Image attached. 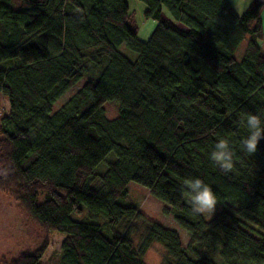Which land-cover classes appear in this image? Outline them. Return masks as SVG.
Instances as JSON below:
<instances>
[{
  "label": "trees",
  "instance_id": "16d2710c",
  "mask_svg": "<svg viewBox=\"0 0 264 264\" xmlns=\"http://www.w3.org/2000/svg\"><path fill=\"white\" fill-rule=\"evenodd\" d=\"M13 1L0 0V95L8 102L0 116V193L43 240L1 264H144L153 244L165 250L163 264H264V140L251 156L239 144L247 134L242 119H264L261 3L237 15L227 0H137L143 19L155 22L143 42L127 0ZM110 101L119 106L113 120L103 110ZM220 138L236 152L231 173L209 159ZM110 153L115 160L96 173ZM193 178L217 196L221 210L210 220L191 212L184 182ZM129 183L170 207L189 235L186 246L151 222L135 249L129 224L138 208L117 204ZM51 233L63 240L43 263Z\"/></svg>",
  "mask_w": 264,
  "mask_h": 264
},
{
  "label": "rangeland",
  "instance_id": "374dc122",
  "mask_svg": "<svg viewBox=\"0 0 264 264\" xmlns=\"http://www.w3.org/2000/svg\"><path fill=\"white\" fill-rule=\"evenodd\" d=\"M130 1L132 3L129 4V12L132 14L133 20L136 25L140 27L141 24L145 21L143 19V11L145 7L141 2L137 0ZM229 1L232 2L234 6H237V4L244 6V9H242L239 13V15H241L253 0ZM256 1H259L262 5L260 9L261 38L259 39L258 44L261 49H264V0ZM14 3L15 0L13 1V4ZM166 15L170 19V16L167 13ZM253 24V22L250 24V28L253 27ZM179 28L183 29L181 25H179ZM139 36L142 39L145 35L144 33H140ZM248 40L249 38L246 37L238 46L235 53V59L237 62H240L243 58ZM119 52L122 55L133 59V54L128 51L124 45L119 48ZM85 81L86 77H83L74 85L71 90H69L62 97H60L54 103L52 107V113L62 108L67 103V101L74 95V93L77 92L83 86ZM103 110L105 118L107 120H113L118 115L119 106L116 102H105L103 105ZM7 113L8 102L3 96L0 95V116L6 115ZM114 160V154H108L104 161L96 167L95 172L98 174H103L107 169V164L113 162ZM97 184V179L94 178L92 181V185ZM126 191V196L122 199H118L117 204L122 207L133 206L138 208L139 214L129 224L130 238L135 249L138 248L139 243L146 231V228L151 222L160 224L161 226L174 231L180 238V241L183 246H186L188 244L189 235L183 228L178 226L174 222L172 216L169 215V206L150 197L148 195V192L144 188L134 183H129L126 187ZM44 200L45 195L39 193L37 195L36 202L38 204H41ZM83 210V216L87 217L86 210ZM220 210V208L216 207L214 215L220 212ZM204 217L206 218V220H210L206 216ZM71 219L80 222L84 221L81 215H72ZM85 220L89 221L88 219ZM42 240V234L39 232L33 222L21 210V208L18 206V203L5 196L4 194L0 193V264L3 261L9 262L10 260L15 259L21 253L32 252L36 250L41 245ZM62 240L63 237L56 233H51L49 235V246L46 249L45 254L42 258L43 263L47 262L49 259L57 255ZM165 256L166 254L163 247L159 244H153L144 255L143 262L144 264H163Z\"/></svg>",
  "mask_w": 264,
  "mask_h": 264
},
{
  "label": "clouds",
  "instance_id": "9594fccd",
  "mask_svg": "<svg viewBox=\"0 0 264 264\" xmlns=\"http://www.w3.org/2000/svg\"><path fill=\"white\" fill-rule=\"evenodd\" d=\"M241 124L247 134L239 141L240 148L251 156L256 153L259 142L264 140V119L258 114H247ZM235 157L236 152L227 138L218 139L209 154L210 161L225 174L233 171ZM184 184L192 214L211 219L218 204L213 189L199 178L185 180Z\"/></svg>",
  "mask_w": 264,
  "mask_h": 264
},
{
  "label": "crops",
  "instance_id": "0c3cea01",
  "mask_svg": "<svg viewBox=\"0 0 264 264\" xmlns=\"http://www.w3.org/2000/svg\"><path fill=\"white\" fill-rule=\"evenodd\" d=\"M229 2V4L231 5L232 9L234 10V12L239 15V13L241 12L242 9H244V6L242 5H238L237 6H234V4H232V2H230L229 0H227ZM132 3L130 0H127V4H128V8H129V4ZM236 7V8H235ZM238 7V8H237ZM242 7V8H241ZM162 17L164 19H168L167 15H166V12L162 13ZM155 26V22L153 21H144L140 27H138V30H137V37L140 41H146V39L149 37V35L151 34L153 28ZM140 33H144L145 36H143V38L141 39L140 38Z\"/></svg>",
  "mask_w": 264,
  "mask_h": 264
}]
</instances>
